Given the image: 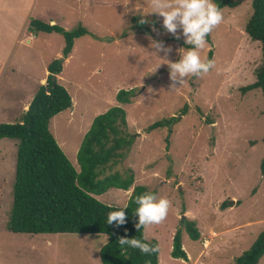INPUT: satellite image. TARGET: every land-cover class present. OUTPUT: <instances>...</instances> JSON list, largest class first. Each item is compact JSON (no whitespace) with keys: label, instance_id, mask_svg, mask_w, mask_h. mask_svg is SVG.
Returning a JSON list of instances; mask_svg holds the SVG:
<instances>
[{"label":"rangeland","instance_id":"374dc122","mask_svg":"<svg viewBox=\"0 0 264 264\" xmlns=\"http://www.w3.org/2000/svg\"><path fill=\"white\" fill-rule=\"evenodd\" d=\"M219 1L213 3L223 20L200 50L202 60L213 51L215 66L201 78L190 76L171 89L166 60L178 61L181 50L187 48L165 32L161 16L148 12L147 0H0L2 28L6 11L13 23L22 15L18 34L2 35L8 44L5 52L0 51V109L6 104L12 110L7 119L0 112V123L18 122L21 108L46 78L47 64L61 57L64 46L61 33L31 31L28 19L56 23L65 30L85 27L88 33L74 39L58 78L72 104L51 118L49 129L79 169L77 151L93 118L114 105L125 110L126 131L133 144L104 172L132 174L133 183L128 191L110 188L92 195L104 204L122 207L134 186L141 184L155 191L157 199L170 201L167 218L144 229L146 239L158 242L159 264H234L235 257L264 230L260 168L264 97L259 88L245 93L240 89L256 80L262 62L260 42L245 31L251 0H237L235 7H219ZM142 19L147 22L140 26L137 22ZM178 32L184 40L182 29ZM105 36L112 39L102 40ZM151 40L162 41L172 51L167 56L164 51L155 53ZM120 89L133 90L130 102L117 101ZM184 105L187 111L180 115ZM173 116L179 118L172 125L147 130L152 122ZM17 143V139L0 138V264H102L99 251L106 234H32L7 229ZM223 201L227 202L224 208L220 206ZM186 219L196 223L201 233L198 240L190 239L184 230ZM178 228L187 260L171 256ZM258 264H264V255Z\"/></svg>","mask_w":264,"mask_h":264},{"label":"trees","instance_id":"16d2710c","mask_svg":"<svg viewBox=\"0 0 264 264\" xmlns=\"http://www.w3.org/2000/svg\"><path fill=\"white\" fill-rule=\"evenodd\" d=\"M237 0H220L219 7H235ZM252 13L245 25L248 36L260 42L262 62L256 69V80L242 86L243 93L259 88L264 97V0H251ZM138 25L142 24L137 22ZM29 30L58 32L64 37V46L60 58H54L47 64L48 74L44 84L38 87L28 108L20 115L18 122L0 123V138L17 139L16 172L13 183V202L7 221V229L14 233H102L107 241L100 247L99 258L102 264H158V252L142 254L139 249L118 246L119 237L141 239L150 245L158 246L156 239H145L144 229L135 227L138 216L134 214L138 205L135 198L148 191L144 185H135L125 208L126 221L123 225L106 223L107 213L116 211L117 206L104 204L92 194H102L110 187L127 190L133 183V175L122 176L119 172L105 173L107 164L115 163L124 157V152L133 144V137L127 129L125 110L118 105L111 106L105 112L96 115L83 135L77 151L76 169L58 145L49 129V122L57 113L72 104L71 95L56 77L62 70L64 60L72 50L74 39L88 30L79 25L65 30L56 23L30 18ZM189 49L182 39L172 37ZM210 40V36L206 37ZM213 51H208L207 60H211ZM133 90L120 89L116 99L122 103L130 102ZM187 111L186 105L180 115ZM178 117L159 119L147 126L152 130L160 126H170ZM171 132V128L169 127ZM169 134L166 136V148L169 147ZM264 145V137L262 139ZM117 163V162H116ZM264 173V156L260 164ZM227 202L223 201L224 208ZM111 206V207H110ZM184 229L192 240L201 236L193 220H184ZM159 251V246H158ZM264 254V230L259 232L246 250L235 258L234 264H257ZM171 256L187 260L182 248L181 228L172 238Z\"/></svg>","mask_w":264,"mask_h":264},{"label":"clouds","instance_id":"9594fccd","mask_svg":"<svg viewBox=\"0 0 264 264\" xmlns=\"http://www.w3.org/2000/svg\"><path fill=\"white\" fill-rule=\"evenodd\" d=\"M147 3L151 9L148 12L156 13L163 18L162 23L166 33L179 39L178 29H182L185 44L192 45L187 50H181L178 61L164 59L168 61L169 75L172 81L169 87L175 89L177 84L180 85L190 76L201 78L207 74L215 64L212 60H202L200 50L204 49L206 45V37L223 20L222 13L213 0H147ZM146 22L143 19L140 21L141 24ZM153 30L155 31V28ZM150 47L155 50V53L164 51L165 56L172 51L171 46L165 48L163 42L158 40H151ZM160 65L161 63L156 65L152 72H155ZM129 196L131 197V194ZM134 202L138 205L134 211V214L138 216V222L135 225L138 231L142 228L147 229L153 224H160L167 218L170 208V201L167 198L157 199L154 194L145 193L137 196ZM125 208L128 206H117L118 210L109 211L106 223L123 225L127 219ZM117 244L121 247L139 249L145 255L158 252V246L150 245L135 237H119Z\"/></svg>","mask_w":264,"mask_h":264},{"label":"crops","instance_id":"0c3cea01","mask_svg":"<svg viewBox=\"0 0 264 264\" xmlns=\"http://www.w3.org/2000/svg\"><path fill=\"white\" fill-rule=\"evenodd\" d=\"M1 10V9H0ZM6 15H7V17L5 16L4 17V19L5 20H7L6 21V27L5 28H2L1 26H0V51H3L4 50V52H5V50H6V45L8 44V40L7 41H3L4 39H3V37H2V35H7V36H9V33L11 34V33H14L15 32V35L16 34H18V32H17V30H16V27H17V25L20 23V18L22 17V15L21 16H18V22L17 23H13V22H11L10 20H9V15H10V12H7L6 11ZM29 20H30V18L28 19V23H29ZM45 32V31H44ZM28 41V43H30V40L28 39L27 40ZM69 56V55H68ZM68 56L64 59V60H66L67 58H68ZM48 72V71H47ZM45 73H46V71H45ZM56 77L57 78H59L60 77V74H57L56 75ZM45 80H46V78H42V80H41V84H44L45 83ZM59 81V80H58ZM40 84V85H41ZM39 85V86H40ZM35 89L36 90H34V94L36 93V91L38 90V88H36L35 87ZM34 96V95H33ZM33 98V97H32ZM31 101V100H30ZM29 104V103H28ZM28 104L27 105H24L22 108H21V111H24V110H26V108H27V106H28ZM11 108L10 107H7L6 106V104L2 107V109H0V112L2 113V118L3 119H7L6 117H8V114H10L11 113ZM20 111V112H21ZM20 112H19V114H20ZM18 114V115H19ZM21 115V114H20ZM2 123H4V122H2ZM7 138V137H6ZM10 139V138H9ZM110 188H116V187H110ZM109 188V189H110ZM118 189H120V188H118ZM123 190V189H122ZM129 189H127V191H128ZM126 191V190H125ZM106 192V191H105ZM234 201V200H233ZM230 231H232V230H229V232ZM158 237V236H157ZM158 239V238H157ZM182 247H183V243H182ZM249 248V247H248ZM158 253H159V251H158ZM242 252H240L239 253V255L241 254ZM238 256V255H237ZM236 256V257H237ZM235 257V258H236ZM260 260V259H259ZM258 263H259V261H258ZM257 263V264H258ZM158 264H159V258H158Z\"/></svg>","mask_w":264,"mask_h":264},{"label":"water","instance_id":"95a60500","mask_svg":"<svg viewBox=\"0 0 264 264\" xmlns=\"http://www.w3.org/2000/svg\"><path fill=\"white\" fill-rule=\"evenodd\" d=\"M102 40H111L112 39V37L111 36H105V37H102L101 38ZM234 201L232 200L230 203H233ZM184 219V215L183 216H181V220H183Z\"/></svg>","mask_w":264,"mask_h":264}]
</instances>
